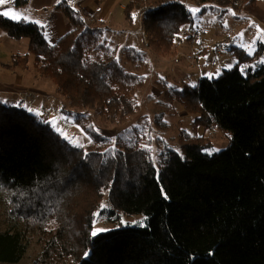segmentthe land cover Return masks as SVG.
I'll use <instances>...</instances> for the list:
<instances>
[{
    "label": "trees",
    "instance_id": "obj_1",
    "mask_svg": "<svg viewBox=\"0 0 264 264\" xmlns=\"http://www.w3.org/2000/svg\"><path fill=\"white\" fill-rule=\"evenodd\" d=\"M256 1L196 0L201 14L220 17ZM13 2L24 8L31 0ZM56 10L73 30L55 45L36 23L0 14V29L11 39L29 40V53L12 68L28 67L33 55L38 75L54 82L93 143L77 148L25 108L0 102V198H8L12 220L0 232V263H20L37 235L42 251L33 264L68 258L79 264H264V64L241 71L263 57L264 46L254 56L232 47L234 67L175 93L197 114L196 127L228 132L231 145L210 156L204 138L182 135L181 152L170 153L157 169L137 140L119 135L112 147L96 130L135 115L145 78L120 63L103 30L88 27L81 12L66 2ZM140 13L158 55L172 53L182 28L194 24L185 0H130L126 21ZM121 51L128 64L147 66L146 52ZM105 192L111 215H145L147 225L93 237ZM52 220L57 228L48 230Z\"/></svg>",
    "mask_w": 264,
    "mask_h": 264
},
{
    "label": "rangeland",
    "instance_id": "obj_2",
    "mask_svg": "<svg viewBox=\"0 0 264 264\" xmlns=\"http://www.w3.org/2000/svg\"><path fill=\"white\" fill-rule=\"evenodd\" d=\"M121 1L127 6L130 0ZM53 2L54 0H50V3ZM185 2L194 19V24L182 28L176 46L170 54L158 55L150 48L149 37L143 25L144 13L135 15L134 22L130 24L125 19V10L117 12L115 15L117 23L126 21L127 25L117 28L113 34L108 36L105 34L111 46L116 50L120 63L127 70L143 76L145 84L136 94L139 107L135 115L121 125L106 129L96 126V130L111 140L112 147L115 146L119 135L137 140L138 145L149 152L157 169L161 168V164L170 153L181 152L182 135L190 141L204 138L211 144V147L205 150V153L210 156L231 145L232 136L228 132L219 128L196 127L194 121L197 114L188 112L176 100L175 93L183 90L186 86L197 85L205 77L217 78L224 71L234 67L236 56L231 51L232 47L244 49L242 45H251L253 40H256L255 54L260 45L264 46V0H257L254 6L246 5L243 11L232 6L221 17L210 11L201 14L202 7L196 0H185ZM50 3L46 2L45 4L49 5ZM192 9H198V11L193 14ZM129 24L133 26L131 27ZM100 25L101 23H97L95 27L100 28ZM123 27L126 28L123 29ZM127 29H131L132 32H122ZM103 32L106 33L104 30ZM0 34L9 38L1 29ZM23 40L29 43L28 39ZM125 48H135L146 52L147 66L137 69L128 64L121 54V50ZM20 56L11 57V64ZM260 60H253L252 63L243 65L241 67L244 68L243 72L245 73L250 66L256 68L259 64H264L259 63ZM28 62L26 68L22 66L15 68H19L17 74L21 73L24 76L23 85L27 87L25 97L22 98L23 102L20 100L12 102L1 98L0 102L9 106L23 107L27 111L31 109L32 111L29 112L32 114L34 112L42 113L40 116H35L45 123L55 122V128H52L60 135L63 133L61 136L69 143L72 141L70 144L80 149H88L92 146L93 141L82 127L75 123L73 115L77 111L72 110L67 101L57 93L56 86L51 79L38 75L33 55H29ZM218 71L219 75L217 76ZM214 149L218 151H212ZM7 209L8 198L4 195L0 198V232L7 230L12 223ZM112 210L108 192H105L99 210L95 213L93 231L102 230L98 231L99 234L121 226L144 227L147 225L145 215L129 216L119 212L111 215ZM141 223L143 226H140ZM47 228L55 230L57 222L50 221ZM37 240V235L31 236L28 253L17 264H33L39 258L42 246ZM63 264L79 263L73 258H68Z\"/></svg>",
    "mask_w": 264,
    "mask_h": 264
},
{
    "label": "crops",
    "instance_id": "obj_3",
    "mask_svg": "<svg viewBox=\"0 0 264 264\" xmlns=\"http://www.w3.org/2000/svg\"><path fill=\"white\" fill-rule=\"evenodd\" d=\"M13 1L5 0V3L0 4V13L12 11L26 16L27 22L36 23L38 21V25H46L47 27L43 28L47 31V40L51 45L57 44L73 30L72 24L64 14L56 10V7L62 2H66L70 7L81 12L87 26L94 28L97 23H101L99 27L106 32L107 36L115 33L117 28L127 25L126 21L117 23L115 17L117 12L120 13L126 8V3L124 5L121 0H54L53 3H50V0H31L30 4L24 8H16ZM46 2L50 4L47 5ZM129 26L131 25L129 24ZM125 28L123 27V29ZM122 32L131 33L132 30L127 29ZM6 38L0 34V98L12 102L22 101L27 89L23 85L24 76L21 73L17 74L19 68H12L10 61L11 57L26 55L29 43L23 39L17 41Z\"/></svg>",
    "mask_w": 264,
    "mask_h": 264
},
{
    "label": "snow or ice",
    "instance_id": "obj_4",
    "mask_svg": "<svg viewBox=\"0 0 264 264\" xmlns=\"http://www.w3.org/2000/svg\"><path fill=\"white\" fill-rule=\"evenodd\" d=\"M3 3H5V0H0V4H3ZM191 11L193 12V14H195V13L198 11V9H192ZM0 14H2V15H4V16H7V17H9V18H11V19H13V20H15V21H17V22H19V21H21V20H25V21H26V20L28 19L26 16H23L22 14H18V13L12 12V11H4L3 13H0ZM233 14H234V13H233ZM36 23L39 24L38 21H36ZM40 26H41V27H44V28L47 27L46 25H40ZM44 35H45V38L47 39V38H48L47 31H45ZM241 35H243V34H241ZM255 44H256V40H253V42H252L251 45H242V47H244L245 51L247 52V54H248L249 56H251V55L254 54V52H255L254 45H255ZM259 63H264V57L261 58V60L259 61ZM241 71H242V73H243L244 68H241ZM216 75H217V76L219 75V71L217 72ZM193 87H195V85H193ZM29 111L31 112L32 110L29 109ZM33 114L36 115V116H40V115H42V113H40V112H34ZM48 123H50V126H52V127L55 128V122H48ZM57 131H58V129H57ZM61 135H63V133H61ZM65 138H66V137H65ZM71 142H72V141H70V143H71ZM212 151H218V150L214 149V150H212ZM209 154H211V153H209ZM140 226H143V224L141 223ZM98 231H102V230H96V231H93V232H92V236L95 237V236L98 234Z\"/></svg>",
    "mask_w": 264,
    "mask_h": 264
}]
</instances>
